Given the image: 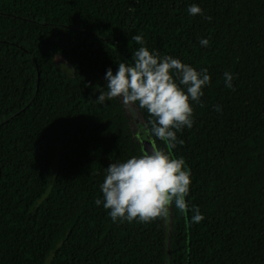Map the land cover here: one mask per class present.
Wrapping results in <instances>:
<instances>
[{
  "label": "trees",
  "instance_id": "16d2710c",
  "mask_svg": "<svg viewBox=\"0 0 264 264\" xmlns=\"http://www.w3.org/2000/svg\"><path fill=\"white\" fill-rule=\"evenodd\" d=\"M135 35L208 69L183 145L151 135L138 103L96 100ZM131 110L152 149L185 161L201 222L96 205L107 167L148 152ZM0 264H264V0H0Z\"/></svg>",
  "mask_w": 264,
  "mask_h": 264
},
{
  "label": "clouds",
  "instance_id": "9594fccd",
  "mask_svg": "<svg viewBox=\"0 0 264 264\" xmlns=\"http://www.w3.org/2000/svg\"><path fill=\"white\" fill-rule=\"evenodd\" d=\"M187 11L190 15L204 14L196 4ZM132 39L141 46L133 52L130 63L120 62L115 73L111 68L107 70L106 90L99 91L96 100L103 104L121 97L126 106L138 103L153 118L151 135L172 148L183 145L184 141L177 138V131L193 126L192 101L199 103L204 95L203 88L211 84L208 69L198 71L178 58L161 57L158 51L144 46L142 35ZM200 44L208 46L209 40L201 39ZM224 80L226 87H233L231 72L224 73ZM215 110L221 111V107L217 105ZM191 183V171L185 167L183 158H173L171 152L153 147L124 162L111 163L101 184L103 200L97 198L95 203H103L114 222L148 223L166 218L175 205L182 213L194 212L192 222L199 223L204 216L198 207L190 206L186 200Z\"/></svg>",
  "mask_w": 264,
  "mask_h": 264
},
{
  "label": "rangeland",
  "instance_id": "374dc122",
  "mask_svg": "<svg viewBox=\"0 0 264 264\" xmlns=\"http://www.w3.org/2000/svg\"><path fill=\"white\" fill-rule=\"evenodd\" d=\"M120 44L121 45H125V40H121L120 41ZM59 58V57H58ZM59 63L66 69H69L68 65L62 60L59 58ZM132 113L135 115L134 111L131 110ZM135 125L136 127L139 129V136L141 137V139L143 140L144 142V145H145V149L149 152L152 150V142L150 140V137L147 133V131L144 129L142 123L140 122V120L136 117L135 115Z\"/></svg>",
  "mask_w": 264,
  "mask_h": 264
}]
</instances>
